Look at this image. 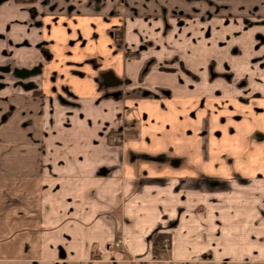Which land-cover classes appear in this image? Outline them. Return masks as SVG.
<instances>
[{"label":"crops","instance_id":"1","mask_svg":"<svg viewBox=\"0 0 264 264\" xmlns=\"http://www.w3.org/2000/svg\"><path fill=\"white\" fill-rule=\"evenodd\" d=\"M122 2H0V69H36L0 88V264H264V56L250 78H139ZM203 3L214 31L264 34V0H127L150 21ZM241 45L229 69L264 52Z\"/></svg>","mask_w":264,"mask_h":264},{"label":"rangeland","instance_id":"2","mask_svg":"<svg viewBox=\"0 0 264 264\" xmlns=\"http://www.w3.org/2000/svg\"><path fill=\"white\" fill-rule=\"evenodd\" d=\"M120 5L122 6L119 8V12L124 18V23L129 25L127 32L134 37L133 39L128 38L127 41L124 40L121 35V25L113 29V37L123 49L125 55H127L126 57L140 62V66L142 67H140L139 78L158 77L162 75L173 77L180 75L177 74L180 72L184 73L182 75L189 76H241L242 78L256 76L254 75L256 71L255 65H258V63H255V60L261 63V57L264 56V52L261 55L248 54L246 60L240 63V65H242L240 69H229L227 61L223 60L224 57L222 54L223 50L225 51L227 48V50L231 49L229 54L233 56H245L246 54L239 52L241 44H245L246 49L249 50H260L264 47V34L262 32H255L251 35L247 34L242 38L237 37V34H234L236 37H232L229 36L230 34L227 31L224 33L222 32V24H224V22L221 20L214 21L217 29L214 31L211 24L213 21L212 14L213 12L215 14L216 12L222 13V5L220 3L210 5L209 8L208 5L204 3L199 6V14L192 16L198 19L197 21L178 19L179 17L188 18L190 16L181 15V12L178 11H174L175 14L173 16L170 14L172 11H169V14H167L165 9H161L160 11L161 14H163L160 21L145 20L146 15H141L135 5H128L127 0H124ZM207 8L208 11L206 10ZM128 18H130L129 21ZM227 21L228 20H226V22ZM144 22L146 23V29ZM244 24L249 25L250 23L244 22ZM183 29L186 31L181 33L180 31ZM179 32L180 35H178ZM232 39H234V41H232ZM25 45H29V43L25 41ZM212 45L214 46L210 48ZM192 50L197 54V59L198 57L201 58V61L206 64V68L199 70L200 72L197 73H191L186 65V56L191 55ZM4 54L8 55L6 53ZM248 59L250 62L247 61ZM24 62H26V60H24ZM28 64H30L29 61ZM20 70L27 71L28 74L22 76L18 74ZM35 70L36 69L33 68L0 69V88L6 82H9L12 89H31L33 83L30 78L33 76ZM257 75L264 76V73ZM113 82L114 80L112 83ZM127 83L130 84L131 82L127 81ZM18 89L17 92H20ZM168 246L169 240L167 247ZM167 247H163V249Z\"/></svg>","mask_w":264,"mask_h":264},{"label":"built area","instance_id":"3","mask_svg":"<svg viewBox=\"0 0 264 264\" xmlns=\"http://www.w3.org/2000/svg\"><path fill=\"white\" fill-rule=\"evenodd\" d=\"M112 140H113L114 142L120 141V136H119V135H114V136L112 137ZM161 245H162V247H167V245H168V239L165 238V239L162 241Z\"/></svg>","mask_w":264,"mask_h":264},{"label":"water","instance_id":"4","mask_svg":"<svg viewBox=\"0 0 264 264\" xmlns=\"http://www.w3.org/2000/svg\"><path fill=\"white\" fill-rule=\"evenodd\" d=\"M2 1H4V0H0V2H2ZM18 74H20L22 76H25L26 74H28V72L27 71H24V70H20V71H18ZM110 81H111L110 78L109 79L105 78V82H110Z\"/></svg>","mask_w":264,"mask_h":264},{"label":"trees","instance_id":"5","mask_svg":"<svg viewBox=\"0 0 264 264\" xmlns=\"http://www.w3.org/2000/svg\"><path fill=\"white\" fill-rule=\"evenodd\" d=\"M161 240H162V236L157 235V236L155 237V239H154L155 244L159 243ZM161 243H162V241H161Z\"/></svg>","mask_w":264,"mask_h":264}]
</instances>
